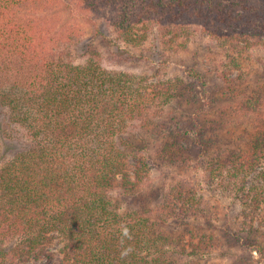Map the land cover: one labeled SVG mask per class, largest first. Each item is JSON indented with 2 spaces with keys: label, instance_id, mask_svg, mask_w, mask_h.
<instances>
[{
  "label": "trees",
  "instance_id": "16d2710c",
  "mask_svg": "<svg viewBox=\"0 0 264 264\" xmlns=\"http://www.w3.org/2000/svg\"><path fill=\"white\" fill-rule=\"evenodd\" d=\"M75 1L95 12L113 10V30L135 45L156 35L178 52L197 32L209 34L227 48L232 66L246 57L242 43L264 34V3L256 0ZM60 10L61 0H0V115L8 108L9 125L23 130L27 142L0 169V264H31L54 240L62 243L63 264H200L206 246L218 247L216 235L192 243L196 257L182 260L190 255L183 236L169 233L166 222L186 215L189 200L209 220V200L191 196L180 182L157 207L120 201L141 193L150 166L131 131L154 126L164 106L185 97L187 80L152 83L108 68L92 44L78 56L81 39L72 25L57 21ZM252 73H242L240 84ZM220 74L232 81L226 69ZM253 87L247 106L233 111L259 113L249 141L209 150L201 137L198 149L208 177L221 176L220 187L240 200L242 236L263 250L264 231L254 221L264 203V87ZM183 140L178 135L161 144L163 157L190 162L193 150Z\"/></svg>",
  "mask_w": 264,
  "mask_h": 264
},
{
  "label": "rangeland",
  "instance_id": "374dc122",
  "mask_svg": "<svg viewBox=\"0 0 264 264\" xmlns=\"http://www.w3.org/2000/svg\"><path fill=\"white\" fill-rule=\"evenodd\" d=\"M256 2L263 4L264 0ZM112 12L109 9L95 12L86 3L61 0V10L54 16L66 27H74L81 39L75 49L80 57H85L87 46L92 44V51L101 54L100 58L108 68L146 75L152 83L175 79L177 76L187 80L185 97L164 106L162 116L154 126L147 128L141 125L131 131L130 136L138 149L148 155L150 166L141 193L133 198L124 195L120 201L125 207H157L171 185L184 182L192 188L191 196L204 197L213 204L211 213L214 215L208 220L202 212H193L189 200L184 204L186 215L168 217L167 230L174 236H183L182 243L186 244V251L190 253L189 257L182 260L194 259L192 256H196L191 252V244L198 243L204 236L209 239L214 233L218 247L212 244L206 246V250L197 258L200 264H264V249L249 244L240 231L244 220L240 200L220 187L221 176L218 180L208 177L198 149V139L201 137L206 140V149L209 150L222 146H243L252 137L258 112L254 110V114L249 112L247 116L233 111L238 109L239 113L242 107L247 106L253 86L264 87V47L259 43V36L262 35L260 38L264 39V34L250 35L249 40L242 43L247 46L245 50L248 51L244 53L246 57L238 66H232L227 48L205 33L197 32L188 46L178 52L170 50L163 40L155 38L156 35L153 40L141 45L124 41L110 25ZM52 15L46 14V18L50 21L54 18ZM222 69H226L231 76V84L222 79ZM248 71H253L252 76L250 74L249 80L240 84V75ZM9 114L8 108H2L0 169L6 158L27 143L23 130L9 125ZM178 135L183 136V145L193 150L190 162L188 160L180 165L164 158L160 152L161 144ZM5 143L11 144L7 146ZM131 163L134 164V160ZM254 224L264 231V203ZM259 241L264 248V239ZM61 246L60 241L54 240L39 258L32 257L29 262L63 264Z\"/></svg>",
  "mask_w": 264,
  "mask_h": 264
},
{
  "label": "clouds",
  "instance_id": "9594fccd",
  "mask_svg": "<svg viewBox=\"0 0 264 264\" xmlns=\"http://www.w3.org/2000/svg\"><path fill=\"white\" fill-rule=\"evenodd\" d=\"M122 234L123 236H126V237L129 236V230L126 226H122ZM123 254H126V252Z\"/></svg>",
  "mask_w": 264,
  "mask_h": 264
}]
</instances>
